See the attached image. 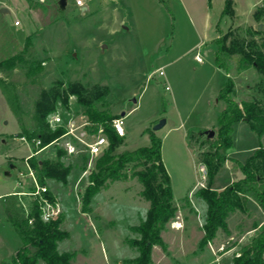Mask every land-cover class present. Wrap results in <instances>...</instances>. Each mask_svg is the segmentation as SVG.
I'll use <instances>...</instances> for the list:
<instances>
[{"label":"rangeland","instance_id":"374dc122","mask_svg":"<svg viewBox=\"0 0 264 264\" xmlns=\"http://www.w3.org/2000/svg\"><path fill=\"white\" fill-rule=\"evenodd\" d=\"M11 1L27 35L11 41L10 45L0 44V192L35 189L31 177L22 174L28 173L25 158L33 155L38 146L15 136H30L35 130V106L44 90L81 83L89 91L107 89L104 98L95 102V108L115 115L125 113L122 116L126 136L116 147L117 153L149 146L148 130H154V125L166 119V124L154 131L163 140V162L172 177L175 201L185 204L192 198L195 200L196 192L191 190L207 186L210 171L214 175L222 165L216 158L219 115L224 107L218 99L220 89L230 78L234 81L237 101L253 100L262 96V75L255 68L240 70L239 55L229 59L228 72L217 67L216 44L200 41L179 0H167L170 9L160 0H85L87 10H82L76 0H66L64 8L60 0ZM263 2L235 0L236 14L224 16L220 35L229 33L228 43L232 38L250 39V29L261 26L254 13ZM123 25L128 29L122 28ZM13 56H22L23 60H17L13 68L2 64ZM39 66L41 69L35 74L29 73ZM160 70L164 71L163 75ZM4 86L9 93L18 95L20 115L11 109ZM85 111L86 107L78 103L77 97L71 96L69 108L59 104L57 114L62 117V124L76 134L87 130L86 139L91 140L93 127L87 125ZM208 130H214L213 137H208ZM234 136L232 148H221L219 152L242 162L260 144L264 145V138L260 139L244 120L236 123ZM67 141H74L78 150L74 154L67 151L65 157L73 166L68 182L46 184L54 195V202L61 206L62 229L69 232V237L59 243V250L74 253V264H119L134 258L138 251L128 240L137 235L131 226L139 225L150 207L141 195L143 185L137 178L110 183L93 198L92 211L84 213L81 194L97 156H91L83 143L67 135L48 145L36 157L55 158L57 146L65 149ZM208 162H212V167ZM231 165L228 160L216 172L213 188L221 190L234 179ZM20 196L21 199L7 196L5 202L18 201L17 212L25 215L26 208L33 207L34 196ZM3 202L0 200V219L4 223L5 248H0V252L1 259L5 260L0 264H12L22 241L7 219ZM201 203L207 206L203 199ZM188 225L186 230L169 228L165 232L167 249L177 252L184 251L183 248H200L195 214L189 217ZM256 225L261 230L264 228V213L255 201L245 199V210H238L229 218V226L236 230L233 238L222 233L216 245L220 241L223 244L217 248L226 250L237 246V251L242 250L259 232L252 231ZM179 256L185 262L182 264L208 260V255L201 251L198 256ZM39 264L45 262L41 260Z\"/></svg>","mask_w":264,"mask_h":264},{"label":"trees","instance_id":"16d2710c","mask_svg":"<svg viewBox=\"0 0 264 264\" xmlns=\"http://www.w3.org/2000/svg\"><path fill=\"white\" fill-rule=\"evenodd\" d=\"M170 9L167 0H160ZM235 0H225L222 16H235ZM254 18L259 21L260 28L250 29L251 38H232L230 34L219 35L213 43L216 44L215 63L217 67L229 71V59L239 55V69L255 68L264 82V2L260 4ZM221 34V32H220ZM22 61V56H13L2 62L13 68L16 61ZM31 70V74L39 71ZM4 86L7 100L13 112L21 114V106L16 93H9ZM234 81L228 79L220 89L218 99L224 107L219 115L220 128L218 131V150L216 158L222 164L230 161L233 181L221 190L212 187L213 172L210 171V182L198 189L195 195L207 204V213L203 224L204 236L200 248H204L217 237L218 232L230 234L229 218L238 210H245V199L255 201L264 213V145L260 144L246 162L222 154L219 149L232 148L235 141V125L239 121H247L260 139L264 138V87L260 97L253 100L237 101L234 96ZM107 93V89L94 88L87 90L81 83H72L44 90L35 106V130L30 136L42 141L40 148L57 142L67 132L65 125L53 127L49 118L57 113L59 104L69 108L71 96H76L78 103L86 107L87 125L93 127L92 133L102 132L109 140L107 149L97 156L94 166L88 172V184L81 194V209L84 213L92 211L93 198L110 183L137 178L143 185L141 195L149 201L150 207L146 217L139 225L131 226L137 236L128 240V244L137 249L138 255L125 260L127 264H152V249L160 245L166 250L167 246L162 237V231L177 217L178 206L174 198L172 177L168 172L162 155L163 140L152 129L148 130L151 144L135 150L116 152V147L123 141L112 126V120L121 115H115L107 110L94 107ZM67 150L57 146V156L54 159L37 158L32 156L29 164L33 168L42 185L50 181L66 184L73 169L71 163L65 161ZM212 167V162H208ZM241 172V175H239ZM15 196V195H12ZM45 196L54 202V195L48 190ZM32 211L28 216L17 212L20 203L5 202L4 207L9 221L17 231L22 246L12 258V264H74L75 254L60 251L59 243L69 237V232L62 229L63 215L46 222L41 217L38 200L33 202ZM32 220V222H30ZM257 228V225L255 226ZM5 264V263H2ZM233 264H264V228L259 231L250 243L242 248Z\"/></svg>","mask_w":264,"mask_h":264},{"label":"crops","instance_id":"0c3cea01","mask_svg":"<svg viewBox=\"0 0 264 264\" xmlns=\"http://www.w3.org/2000/svg\"><path fill=\"white\" fill-rule=\"evenodd\" d=\"M216 1L217 0H179L182 9L187 14L193 26L195 27L200 37V41L203 42L204 44H207L209 41L214 42L215 39L219 37L221 32L220 24L222 19L224 18V16H222V12L224 10L225 0H220V3ZM84 7H86L85 10H87V6ZM84 7H82V10ZM15 8L16 7L13 6L11 0H0V16H2V22L0 23V39H3V41H0L1 45H10L12 44L11 41L15 39L21 40L20 37L23 38L26 37L27 35V30L25 26L15 25V20L20 18V16L14 12ZM122 28L128 29L126 25H123ZM52 159H54V157ZM11 166L15 168L14 164ZM203 184L204 183L202 182V185ZM197 187L195 189L193 188L191 192H196L197 191L196 189H199ZM18 192H25V191L13 190V191H7L5 193L0 192V200H3L4 201L3 203L5 204V197L12 195H15L17 197L19 196V198L21 199L20 195H16ZM175 202L178 206L177 217L175 218L174 223L171 224L169 223L166 229L162 231L163 239L165 240L164 234L169 228L186 230L187 226H189L188 225L189 217L195 214L199 224L198 240L200 244V241L204 236L203 224L206 218L207 206L201 203V199L199 197L195 198V200L194 198H192L185 204L180 203L179 200ZM191 202L194 204V209L192 208ZM196 202L199 204L200 208L196 206L197 205ZM3 224H4L3 219H0V248H5V234H4ZM229 228H230V234H227L222 230H220L218 232L217 237L213 240V242L209 243L204 248H188V249L183 248L184 251L176 252L172 248H168L164 250L163 248H158V246L155 245L152 249V264H182L184 261H181L180 259L181 257L179 256L180 254H185L187 256L188 255L198 256V252L200 251L201 254L206 253L208 255V260L206 259L207 261L205 260L204 262L196 263V264H216L215 262H219V261L222 262L221 264H233L234 258L237 255H239L241 250L237 251L236 248L237 246H232L230 248H227L226 250L225 249L221 250L220 248H217L219 245L223 244L221 241L218 246L216 245L218 243V237L222 233L226 236H229V238H233L236 230H234L230 226ZM258 230L260 231L261 228L254 227V229H252V231L254 232ZM248 232H250V230ZM243 237H245V235ZM2 256L3 255L0 252V262L2 260H5V258L1 259ZM225 257H228L226 258V261H225ZM123 263H125V261L119 262V264H123Z\"/></svg>","mask_w":264,"mask_h":264},{"label":"built area","instance_id":"2783aa9c","mask_svg":"<svg viewBox=\"0 0 264 264\" xmlns=\"http://www.w3.org/2000/svg\"><path fill=\"white\" fill-rule=\"evenodd\" d=\"M44 1V0H41ZM76 4L79 7H84L86 6V1L85 0H76ZM21 21L19 19H17L15 21V25H20ZM198 60L201 61V57L197 56ZM160 74L163 75L164 71L160 70ZM62 117L55 113L53 115L50 116L49 118V122L50 124L55 127L57 125H63L62 124ZM125 121H124V117L118 116L115 117L112 120V126L115 129V131L120 135V136H126V130H125ZM67 128V127H66ZM67 135H72L73 137H75V139L79 140L81 143H83L89 153L91 154V156H99L100 154H102L107 147L109 146V140L106 137L105 134H103L102 132H99L97 134H92L94 137L91 140H87L86 137L89 135V132L87 130L84 129V131L81 133V135H78L74 132V130L72 128H67V132L63 135V136H67ZM62 136V137H63ZM16 138H18L20 141L22 142H26V143H34L35 145L38 146V149L34 151L33 155L25 158V162L28 168V173L26 174H22L24 176H28L31 177V180L34 184V190H31L29 192H18L16 195H32L34 196V200H38V203L40 205L41 208V217L44 221L49 222L52 220L57 219L60 215H61V206L59 203L57 202H53L50 200V198H48L47 196H45V193L48 191V187L46 185H42L39 183L38 178L36 176L35 171L33 170V168L30 166L29 164V159L32 156H36L40 151H42L44 148H40L42 141L40 139L34 138L32 136H27V135H20V136H15ZM65 149L68 151L69 154H74L77 153V145L74 141H67L66 142V146ZM201 170L203 172H205V168L202 166ZM26 216L29 215V213L32 211V208L30 207L29 209L26 208ZM30 222H32V220H30Z\"/></svg>","mask_w":264,"mask_h":264},{"label":"water","instance_id":"95a60500","mask_svg":"<svg viewBox=\"0 0 264 264\" xmlns=\"http://www.w3.org/2000/svg\"><path fill=\"white\" fill-rule=\"evenodd\" d=\"M60 4H61V7L64 8L66 6V0H60ZM86 7L83 8V10H85ZM262 27V25L260 26V28ZM125 113H122V115H124ZM166 124V119H162L158 122V124L154 125V130H158L160 129L162 126H164ZM208 134V137L211 138L214 136L215 132L214 130H208L206 132Z\"/></svg>","mask_w":264,"mask_h":264}]
</instances>
